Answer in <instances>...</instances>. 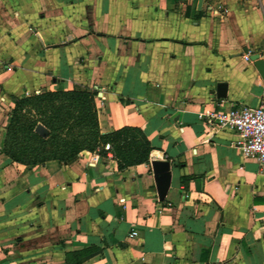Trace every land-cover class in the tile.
<instances>
[{"label": "crops", "instance_id": "crops-1", "mask_svg": "<svg viewBox=\"0 0 264 264\" xmlns=\"http://www.w3.org/2000/svg\"><path fill=\"white\" fill-rule=\"evenodd\" d=\"M222 3L0 0V264H264V172L201 117L264 100V0ZM77 88L146 163L4 154L16 99Z\"/></svg>", "mask_w": 264, "mask_h": 264}, {"label": "trees", "instance_id": "trees-1", "mask_svg": "<svg viewBox=\"0 0 264 264\" xmlns=\"http://www.w3.org/2000/svg\"><path fill=\"white\" fill-rule=\"evenodd\" d=\"M95 96L94 91L77 88L16 99L4 154L34 167L49 161L71 162L83 152H105L109 144L122 168L146 163L151 148L140 130L101 134Z\"/></svg>", "mask_w": 264, "mask_h": 264}, {"label": "built area", "instance_id": "built-area-1", "mask_svg": "<svg viewBox=\"0 0 264 264\" xmlns=\"http://www.w3.org/2000/svg\"><path fill=\"white\" fill-rule=\"evenodd\" d=\"M216 10L220 15H227L228 9L223 0H216ZM246 62H256L259 57L255 52L248 51L244 55ZM212 128L218 131H232L238 135L235 147L245 159L256 161L264 172V100L257 106H241L227 108L221 104L218 111L208 112L201 116ZM105 151L112 152V147L107 144ZM138 236L132 232L131 238Z\"/></svg>", "mask_w": 264, "mask_h": 264}, {"label": "water", "instance_id": "water-1", "mask_svg": "<svg viewBox=\"0 0 264 264\" xmlns=\"http://www.w3.org/2000/svg\"><path fill=\"white\" fill-rule=\"evenodd\" d=\"M226 88L227 86L225 84H222L219 86L218 90H219V97L223 98L226 95Z\"/></svg>", "mask_w": 264, "mask_h": 264}, {"label": "rangeland", "instance_id": "rangeland-1", "mask_svg": "<svg viewBox=\"0 0 264 264\" xmlns=\"http://www.w3.org/2000/svg\"><path fill=\"white\" fill-rule=\"evenodd\" d=\"M83 153H84V152H83ZM81 154H82V153H81ZM81 154H80V155H81ZM80 155H79V156H80Z\"/></svg>", "mask_w": 264, "mask_h": 264}]
</instances>
